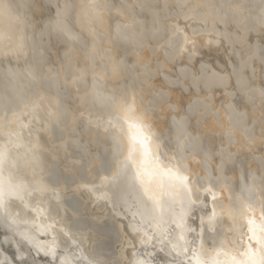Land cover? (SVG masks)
<instances>
[{
    "label": "bare ground",
    "instance_id": "6f19581e",
    "mask_svg": "<svg viewBox=\"0 0 264 264\" xmlns=\"http://www.w3.org/2000/svg\"><path fill=\"white\" fill-rule=\"evenodd\" d=\"M9 84L17 95L30 85V94L9 102ZM22 112L51 126L41 133L47 151H28L36 141L26 128L17 136ZM132 119L191 165L197 191L217 195L215 234L205 236L236 244L264 209V154L255 151L264 143V0H0V148L19 185L0 201V230L15 231V206L35 202L23 199L25 184H40L46 200L64 183L125 174L122 122ZM66 151L83 166L65 162ZM113 236L112 249H97L95 236L86 242L92 259H120L122 237Z\"/></svg>",
    "mask_w": 264,
    "mask_h": 264
},
{
    "label": "snow or ice",
    "instance_id": "6c2138e0",
    "mask_svg": "<svg viewBox=\"0 0 264 264\" xmlns=\"http://www.w3.org/2000/svg\"><path fill=\"white\" fill-rule=\"evenodd\" d=\"M35 7L45 17L42 11L45 6ZM54 9L55 14L56 6ZM81 47L86 48L87 43ZM185 47L195 50V41ZM202 89L207 91L203 86ZM30 91L29 85L17 95L16 86L9 84L5 97L11 102ZM18 123L19 138H23L25 128L29 137H35L36 143L29 152L48 150L41 143V133L51 129L46 120L30 114L26 118L22 112ZM122 125L129 150L125 174L104 173L98 180H80L71 188L64 183L62 189L57 186L50 194L45 191L46 200L37 198L40 184L34 187L25 184L27 195L23 199L35 202L14 205L18 218L11 222L16 230L11 234L8 229L0 230V264H104L103 255L91 258L86 242L95 236L97 249H112L113 233L117 230L122 237V256L115 264H157V253L165 254L168 264H264V209L260 219L253 214L245 221L236 244H217L215 236H205L206 232L215 234L212 221L218 197L211 186L197 191L200 185L196 177L193 187L191 165L183 164L174 152L165 149L160 133L154 136L143 122L134 119L125 120ZM250 126L254 128L253 124ZM9 137L13 134L9 133ZM255 151L264 154V143L257 145ZM247 152L251 155L250 149ZM6 157V150L0 148V201L5 191L14 192L19 187L13 182L18 170L6 168ZM64 160L84 164L67 151ZM192 163L199 160L194 158ZM229 163L217 161L225 175ZM84 172L92 176L91 167ZM50 177L55 179L51 173ZM201 211H207V215H199ZM194 217L198 225L193 224Z\"/></svg>",
    "mask_w": 264,
    "mask_h": 264
}]
</instances>
